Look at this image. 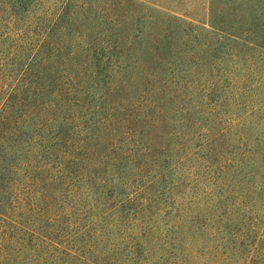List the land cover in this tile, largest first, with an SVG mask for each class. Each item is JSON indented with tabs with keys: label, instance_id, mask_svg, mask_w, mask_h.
Listing matches in <instances>:
<instances>
[{
	"label": "trees",
	"instance_id": "obj_1",
	"mask_svg": "<svg viewBox=\"0 0 264 264\" xmlns=\"http://www.w3.org/2000/svg\"><path fill=\"white\" fill-rule=\"evenodd\" d=\"M51 1L0 0V264H264V204L247 189L264 185V140L249 138L264 98L197 141L183 116L152 129L190 98L160 86L173 31L153 12L233 42L250 68L264 59V0H201V17Z\"/></svg>",
	"mask_w": 264,
	"mask_h": 264
},
{
	"label": "rangeland",
	"instance_id": "obj_2",
	"mask_svg": "<svg viewBox=\"0 0 264 264\" xmlns=\"http://www.w3.org/2000/svg\"><path fill=\"white\" fill-rule=\"evenodd\" d=\"M60 1H51L52 6L61 4ZM152 1L165 6L166 9L169 7L180 13L193 12L198 17L204 15L201 11V0ZM153 16L152 25H154V29L162 28L165 31L164 28H166L168 35L173 31L171 37L174 44L173 51L167 54L162 67L156 70L162 82L160 86L174 91L177 82L178 86L185 85L184 89L188 93L185 90L184 92L190 96L186 100V109L183 113L177 112L181 108L179 103L175 101L162 106L161 110H163L164 116H162L163 114L157 115V117L161 115L157 122L161 129L156 130L153 127L155 134L164 135L168 126L171 128L180 125L178 120L183 116L186 118L183 126L184 138L197 141L200 140L199 134L205 132L203 124L208 127L215 125V130H219L223 127V123L234 122L241 115L249 114L254 106L259 105L264 98V59L259 60L257 64H253L249 68L250 54L244 52L243 48L233 42L218 41L216 36L209 32L199 30L187 23L179 24L178 21H173L168 16L163 17L156 12H153ZM185 26L187 27L183 30ZM166 44L168 46V42ZM173 77L177 80L173 81ZM241 109L249 112H242ZM149 114L154 113L149 110ZM251 125V137H249L251 145L253 148H261L263 144L255 139L260 136L261 140H264V120L254 118ZM186 126L189 131L184 130ZM197 148L194 144L189 145L184 150V154L195 152L198 150ZM194 163V160L187 159L182 168L189 167ZM188 184L191 183L188 182ZM203 185L200 186L203 187ZM191 187L193 188V185ZM193 189L191 192H196ZM247 189L251 190L249 192L250 204L255 200L257 202L263 201L264 204V185L258 183L250 188L247 187ZM202 190L203 188L198 192L202 194ZM259 211V218H257L263 221L264 209Z\"/></svg>",
	"mask_w": 264,
	"mask_h": 264
}]
</instances>
